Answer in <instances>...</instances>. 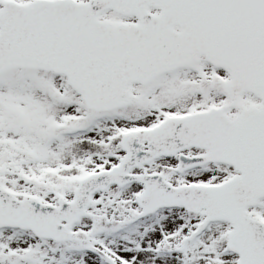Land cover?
Returning a JSON list of instances; mask_svg holds the SVG:
<instances>
[{
  "label": "snow or ice",
  "instance_id": "snow-or-ice-1",
  "mask_svg": "<svg viewBox=\"0 0 264 264\" xmlns=\"http://www.w3.org/2000/svg\"><path fill=\"white\" fill-rule=\"evenodd\" d=\"M0 264H264V0H0Z\"/></svg>",
  "mask_w": 264,
  "mask_h": 264
}]
</instances>
